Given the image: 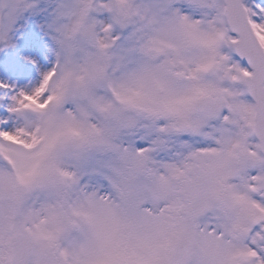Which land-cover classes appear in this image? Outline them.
<instances>
[{
    "label": "snow or ice",
    "instance_id": "1",
    "mask_svg": "<svg viewBox=\"0 0 264 264\" xmlns=\"http://www.w3.org/2000/svg\"><path fill=\"white\" fill-rule=\"evenodd\" d=\"M0 264H264V0H0Z\"/></svg>",
    "mask_w": 264,
    "mask_h": 264
}]
</instances>
